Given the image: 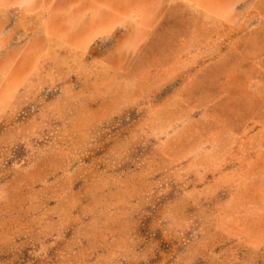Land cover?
I'll list each match as a JSON object with an SVG mask.
<instances>
[{"label":"rangeland","instance_id":"374dc122","mask_svg":"<svg viewBox=\"0 0 264 264\" xmlns=\"http://www.w3.org/2000/svg\"><path fill=\"white\" fill-rule=\"evenodd\" d=\"M161 4L0 3V264H264V0L178 56Z\"/></svg>","mask_w":264,"mask_h":264},{"label":"crops","instance_id":"0c3cea01","mask_svg":"<svg viewBox=\"0 0 264 264\" xmlns=\"http://www.w3.org/2000/svg\"><path fill=\"white\" fill-rule=\"evenodd\" d=\"M262 1L263 0H178L176 2L175 0V9L181 6H185L184 8H186L187 6L191 7L199 13L203 14V16L208 19L207 23H210L207 25L206 23L202 25L204 27L208 26L207 33L204 34L202 40H199L200 37L198 36V33L200 32H198L197 30V27H200V25H197L195 23L191 25L190 28L188 26L184 28L185 25L180 24L179 26L180 29L182 27V32L178 34L175 33V44L177 45V50L175 49V56L183 55L186 52L189 53L190 45H192L196 41L211 43L213 42V39H215V37L218 39V37L214 34H209V32H211V30L209 29H211L213 21L216 22V25H219L220 29L223 28V32H227L226 29L224 30L223 25H227L228 23V25L232 27L239 26L240 24H242L243 20L245 19L244 17L248 12L257 9L259 10L261 8H257V4ZM2 2L3 0H0V3ZM161 2L162 0H159V2L158 0H155V6H152V9H154L155 11L162 9ZM147 4L149 5V3ZM170 6L173 5L170 4ZM150 7L148 8L150 9ZM248 26L251 27L247 28L245 31H242L241 34L237 36V39L231 42L232 44L234 43L233 45L230 44L229 47L227 46L224 49L221 48L216 52L213 51V54H211L210 57L216 61L209 62L203 67V71H205L207 69H211L210 67L217 63L223 65V72L220 74L222 77V85H229L230 83H232L233 85L234 82L231 74L238 75L240 71V62L244 58L254 56V51L251 52L249 48H251L252 45L256 43H260L262 39V31L257 27V25L249 24ZM228 59L235 61L226 64ZM185 85L186 84H184L183 87Z\"/></svg>","mask_w":264,"mask_h":264}]
</instances>
